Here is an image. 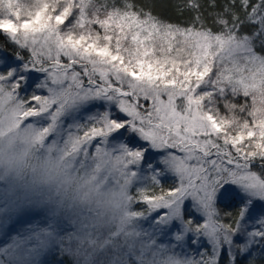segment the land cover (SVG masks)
<instances>
[{
	"label": "snow or ice",
	"instance_id": "snow-or-ice-1",
	"mask_svg": "<svg viewBox=\"0 0 264 264\" xmlns=\"http://www.w3.org/2000/svg\"><path fill=\"white\" fill-rule=\"evenodd\" d=\"M163 7L0 0V116L121 182L95 264H264V0Z\"/></svg>",
	"mask_w": 264,
	"mask_h": 264
},
{
	"label": "trees",
	"instance_id": "trees-1",
	"mask_svg": "<svg viewBox=\"0 0 264 264\" xmlns=\"http://www.w3.org/2000/svg\"><path fill=\"white\" fill-rule=\"evenodd\" d=\"M163 3L164 0H158V10L167 15L169 9L163 7ZM12 50L13 46L9 45L5 55L11 56ZM10 108L4 109L0 116V129L4 130L3 133L0 131V173L15 190L25 187L33 196L24 198L26 195H22L21 191L12 196V202L6 199L3 210L7 219L15 216L14 212L22 213L25 219H20L21 223L27 231H31V222L37 221L43 225L39 220L47 216L50 222L48 234L63 239L66 235L62 225L64 221L69 228L79 216L84 224L92 223L89 227H77L86 232V235H81L82 240H78L80 243L74 241L70 244L61 240L54 244L50 240L46 250L40 252L38 263L95 264V246L89 240L96 239L99 232L109 225L117 224L113 209L121 204V182L113 179L103 165L98 166V161L93 157H85L83 153L75 151L74 135L61 138V134L57 133L48 138L42 135L41 126L34 122L4 120ZM20 149H24L23 155L16 157ZM45 161L51 172L41 174ZM76 230V226H73L72 232L76 233ZM89 232L92 233L91 237ZM72 235L69 233L68 236ZM31 245H35L34 240Z\"/></svg>",
	"mask_w": 264,
	"mask_h": 264
},
{
	"label": "rangeland",
	"instance_id": "rangeland-1",
	"mask_svg": "<svg viewBox=\"0 0 264 264\" xmlns=\"http://www.w3.org/2000/svg\"><path fill=\"white\" fill-rule=\"evenodd\" d=\"M3 119L8 122L7 117H3ZM0 131L1 133H3L4 130L0 129ZM23 150L24 149L18 150L19 153L16 155V157L23 155ZM24 165L26 164L24 163ZM48 168L50 167L45 161L41 174H43V172L45 171L51 172V170ZM0 176H2V178L0 177V182H2L0 183V264H39L38 261L40 260V252L43 249L46 250L47 244L50 243V240L51 243L54 244L56 241L61 240H64L66 242L68 241V243L70 244H72L74 241L80 243L78 240H82L81 235H86V232L83 231L81 228L78 229L77 227H81L83 225L89 227L92 223H89L87 225L84 224L83 220L79 218V216L78 220L74 221L75 223H73L72 221V224L69 228H67L68 223H66V220L64 221L62 225L64 227L66 235L65 237H63V239L60 238L58 235L56 237H52V234H48V227L50 226V222H48L49 218L47 216L39 220L43 225H40L37 221H34L35 223L31 222V231H27L26 226L21 223L20 219H25L22 213L20 214L19 212H14L15 216H13L11 219H7L5 211L3 210L5 208V203L3 202L6 199H9L10 202H12V196L15 195L16 192L20 193L22 191L21 194L26 195L24 198H27L28 195L33 196V193L27 191L25 187L15 190L12 184H9L5 181V177L2 173H0ZM57 176L59 178L61 177L58 174ZM113 211L114 218H117V220H119L120 206L113 209ZM50 214L48 215L49 217ZM73 226H76V233L72 232ZM67 232L72 233L73 235L68 236L69 233ZM32 240H34L35 245H31ZM63 248H65V246Z\"/></svg>",
	"mask_w": 264,
	"mask_h": 264
}]
</instances>
